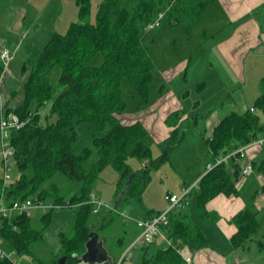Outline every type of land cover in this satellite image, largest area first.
Returning <instances> with one entry per match:
<instances>
[{"label":"trees","instance_id":"16d2710c","mask_svg":"<svg viewBox=\"0 0 264 264\" xmlns=\"http://www.w3.org/2000/svg\"><path fill=\"white\" fill-rule=\"evenodd\" d=\"M214 1L184 0L181 11L188 17L187 35L191 26ZM76 4L80 17L89 12L90 0H76ZM154 6V0H138L130 13L122 0H102L94 23H71L64 33H53L42 48L21 66L22 72L29 68L22 84L23 98L15 106L5 104L7 111L28 118L22 128L10 134L13 162L20 173L8 185H4L3 175L0 176V197L4 196L6 201L48 199L56 204L68 203L69 208H74L72 234L61 233L59 237L64 261H40L39 264H80L74 255L80 256L85 251L89 232L93 230L92 216L96 213L93 212V203L88 200L93 192L92 185L104 165L110 164L118 171L117 189L133 174L126 187L124 185L125 194L130 195L140 189L136 184V174L126 159L137 157L146 160V165L152 167L159 162L152 158L149 134L141 122L122 123L117 117L126 108L121 88L123 78L132 83L138 104H145L151 98L155 68L151 51L153 45L158 44L156 34L160 30L150 33L146 44H143L140 33L142 29H155L160 25L158 19L157 25L149 27ZM167 15L173 27L180 24V19L169 10ZM99 51L103 53L101 64L88 65L91 57ZM54 67L59 68L58 85L62 87L59 91L50 82V70ZM261 87L262 93L252 106L264 111V77ZM83 122L89 123L98 132L92 140L97 158L88 167L84 164L92 154V148L86 146L75 153L72 147L76 137L75 126ZM261 128L257 112L250 109L243 113L230 112L208 137L203 138L211 153L212 167H205L198 180L196 208L201 218H209L210 213L205 209L207 201L219 193L236 191L233 179L238 171L236 158H231L234 166L231 174L226 162L217 163L218 157L255 138ZM182 138L183 131L176 127L162 144L167 147L173 143V147ZM57 176L70 185L68 191L72 193L68 199L54 181ZM188 206L169 215L170 223L165 231L172 244L167 247H156L153 243L135 246L130 258L132 264H187L178 249L183 245L192 249L207 245L203 231L192 222L186 211ZM51 210L41 214L42 225L38 230L33 228L28 216L5 218L0 235L11 249L30 253L31 243L41 237L51 222ZM104 210L111 212L114 209ZM152 213L148 211L147 214ZM110 220V217L105 219L103 225ZM233 223L237 228L231 237L235 247L244 246L260 227L255 214L248 209L238 212L233 217ZM0 264L13 263L7 258H0Z\"/></svg>","mask_w":264,"mask_h":264},{"label":"rangeland","instance_id":"374dc122","mask_svg":"<svg viewBox=\"0 0 264 264\" xmlns=\"http://www.w3.org/2000/svg\"><path fill=\"white\" fill-rule=\"evenodd\" d=\"M137 1L138 0H122V4L132 13ZM101 2L102 0H90L89 12L85 16L80 17L78 15L76 0H0V54L3 50H7L9 53L7 59L2 60L0 56V65H3V69L11 68V73L4 77L7 82L0 86V89L10 91V96L8 97L9 103H11L12 106L19 104L23 98L22 84L29 71V68H27L25 72L21 71L23 62L26 61L27 58L34 56L49 40L53 33H64L71 23H94ZM183 3L184 0H154L155 6L151 16V22L158 21L159 19L160 25L155 29H142L140 33L143 44H146L150 39L149 34L160 30V35L158 36L160 41L158 43L160 52L157 55V65L159 68L155 67L153 69L151 98L145 104H138V97L135 94L132 83L126 77L123 78L121 88L126 101V108L122 113L117 114L120 122L128 123L139 118L143 119L144 111L153 103L156 96L159 94L158 89L162 86V75L160 73L162 63L177 60L182 57L184 53L182 38L187 35L185 28L189 24L187 14L183 15L181 11ZM168 10L172 15L180 19V24L178 26L176 25L173 27L168 21ZM215 12L216 10L214 9L213 14H215ZM200 25V23L194 24L193 29V35L195 37L193 44L196 53L195 57H197L194 58L195 60H193V62L199 60L197 64L201 61H203L201 64H204V62L214 59L215 55L208 50L203 53L201 57L197 54L200 53L199 50L205 49L209 43L208 41H210L209 39L206 42L203 39L201 31L202 25ZM172 41L173 44L176 45V48H174L173 45L171 47ZM210 43H212V39ZM206 49H208V47ZM102 60L103 53L99 51L91 57L87 64L99 65ZM248 66L250 68V62ZM50 71L49 77L51 84L57 91L61 90L62 87L58 85L59 68L54 67ZM207 73L208 75L206 78L211 77L209 85H213L215 80L214 71H209ZM191 76H189V78ZM200 82V80H195L194 85L196 86L200 84ZM194 85L190 84V82L184 84V88H187L191 94L188 98L183 97L185 99L183 105H186L187 101H190L192 96L196 97L197 94L201 96L200 92L196 93V87ZM166 89L167 87L164 88V91ZM205 95L210 96L211 91L209 90ZM5 96V92L4 94L3 92L0 94V98L3 102ZM211 105L212 103L208 101L203 104L202 109L199 108L198 111H205L208 109V106L211 107ZM263 115L264 111H260L259 116ZM176 121V116L171 114L168 123ZM187 122L184 123L182 120L177 124L179 130L183 131V138L178 142L179 144H175L173 147H171L173 143L164 147L166 144L162 143H164L165 140L155 144L148 133L150 138L148 143L151 146L152 158L159 161L157 165L153 167L146 165V160H140L137 157H128L126 159V163L136 174L135 180L138 189H140L139 192L135 191V194L133 193L130 195L125 194V183L120 189H117V181L119 179L118 171L110 164H106L101 168L98 177L92 185V193L101 202L108 204V208L114 209L111 212L100 209L98 213L92 216V231L97 234L98 239L102 241L103 247L111 254V261L104 264H132L130 258L133 257L132 253L135 247H131V244L140 231V228L135 225L132 218H141L147 215L148 211L151 209L155 210L164 207L166 205L164 200L165 192L167 190H172L173 187L179 183V177L186 175L187 171L191 173L194 170L197 151L200 157L203 156L205 148L200 142L201 136L206 133L204 131V126H202L203 119H198L200 123L198 130L192 123ZM75 135L76 137L72 145L75 153H79L80 150L86 146L92 148V154L84 164L85 167H88L95 162L97 158L96 149L93 147L92 140L94 136L98 135V132L92 125L83 122L75 126ZM196 147L198 148L197 150ZM164 155L166 156L163 157ZM239 160L242 161L243 159L240 158ZM201 168H203V164ZM227 169L230 172V166H228ZM19 173L18 168L12 161L11 174L14 181L18 178ZM2 175L3 167L0 162V176ZM145 177L148 178L146 179ZM59 178L58 176L54 177V181L58 183L59 191L68 199L72 193V191H68L70 185L68 182L60 180ZM191 195L190 203H192V205L189 207L190 210L195 206L193 204L195 192L192 191ZM48 203L49 200L46 199L44 204L48 205ZM43 210L47 212L50 211L49 209H44L36 205L32 208L29 216L33 228L37 230L40 229L42 225L40 216L44 212ZM51 212V222L44 229L41 237L31 243L30 253L17 252L11 249L4 241L3 237L0 236V247L9 254L10 259H14L15 264H39L40 261L49 262L52 260H59L63 257L62 250L59 246V237L61 233L68 236L72 234L74 208H52ZM121 213L123 215H121ZM109 217L111 220L103 225L105 219ZM168 226H166L165 230ZM153 244L156 247L164 246V242L160 238H156Z\"/></svg>","mask_w":264,"mask_h":264},{"label":"crops","instance_id":"0c3cea01","mask_svg":"<svg viewBox=\"0 0 264 264\" xmlns=\"http://www.w3.org/2000/svg\"><path fill=\"white\" fill-rule=\"evenodd\" d=\"M212 3L208 5L206 12L194 24L200 23L202 25V37L206 42L210 39L207 44L208 49H206L207 47L201 49L199 50L200 53L197 54L201 57L208 50L213 52L215 58L204 62V64H201L203 61L197 64L199 60L193 62L194 58H197L195 57L193 44L195 40L193 24L188 31V35L182 38L184 48L182 57L162 63L160 68L162 86L158 89L159 94L144 111L143 119L139 118L137 120L141 122L156 144L165 140L180 121L183 120L184 123L188 121L187 123H192L198 130L200 127L198 119H203L202 126H204L206 132L200 140L205 148L203 156L200 157L197 151L194 170L191 173L187 171L186 175L179 177V183L172 190L165 192V194L181 192L183 187L194 184L191 192H195L193 203L195 206L190 210L189 207L192 205L190 203L186 211L192 222L203 231L208 243L198 249L183 245L181 255L187 259L186 263L264 264L263 149L255 150L252 153L253 169L244 177H241L240 167L247 160V157L242 158V161L239 160L240 158L235 159L238 164L236 177H233L236 191L231 194L219 193L207 201L205 209L210 213L208 219L201 218L196 208L198 180L203 175L205 167L211 163V153L203 142V138L208 137L219 121L230 112L243 113L252 108V111L257 112L259 115L262 111L252 105L254 100L262 93L261 79L264 77V0H216ZM214 9L217 12L215 14H213ZM159 35L160 33L157 32L156 37L158 38ZM211 39L212 43H210ZM157 41L160 42L159 39ZM172 45L176 48L173 41L171 47ZM159 52V45H153L151 54L156 68H159L157 65ZM249 62L250 68L248 66ZM4 69L3 65H0V86L7 82L4 77L11 73V68H7L6 71ZM209 71H214L215 80L213 85H209L211 77L206 78ZM188 75L192 76L189 78ZM195 80H200V84L196 83L195 86ZM189 82L196 87V93L200 92L201 96L199 94L196 97L192 96L191 100L183 105L185 100L183 97L188 98L191 94L187 88H184V84ZM165 87L167 89L164 91ZM209 90L211 95H205ZM2 92L3 94L5 92L7 96H5L4 104L12 106L8 97L10 91L0 89V94ZM208 101L212 103L211 107L208 106L205 111H198ZM171 114L176 116L177 121L168 123ZM259 121L262 128L255 137L264 135V115L259 116ZM132 122L134 121L128 123ZM223 156L224 154L218 158L220 159ZM202 164L203 168H201ZM226 165L227 167L230 166L229 173L232 174L234 166H232L231 158L228 159ZM191 192L189 201L190 196L192 197ZM166 205L155 210L151 209L152 214H147L141 218L153 216L155 212L164 209ZM101 208L99 207L98 211ZM244 209H248L255 214L260 227L258 232L244 246L235 247L231 242V237L237 230L233 223V217ZM106 251L111 258L110 252L107 249Z\"/></svg>","mask_w":264,"mask_h":264},{"label":"built area","instance_id":"2783aa9c","mask_svg":"<svg viewBox=\"0 0 264 264\" xmlns=\"http://www.w3.org/2000/svg\"><path fill=\"white\" fill-rule=\"evenodd\" d=\"M157 23L158 21L156 20L150 23L149 27H153L154 25H157ZM8 54L9 53L7 52V50H3L0 54L2 60L7 59L9 56ZM5 70H7V68ZM27 121L28 118H22L16 113L7 111L4 102L0 98V157L3 167L2 179L4 185H8L13 182L11 174V163L13 161V146L10 142V134L12 131L22 128ZM259 149L264 150V135L261 137H255L249 142L238 146L234 150L228 152L226 155L218 159L217 163L220 161L227 162L228 159L232 157L236 159L247 157V160L240 167V174L242 177H244L248 175L253 169L251 161L252 153L255 150ZM211 167L212 164H208L206 166L207 169H210ZM193 186L194 184L190 186H185L179 193H166L164 195V200L168 202V206L165 210H162L149 218L135 220L136 225L141 229V231L134 238L131 247L140 246L143 244H151L156 238H160L163 240L164 247L171 245L172 240L168 237L167 232L165 231L166 226H168L170 223L169 215L172 211L185 208L189 205V194ZM36 205L49 210L56 207L53 202H49L48 205H45L44 201L40 199L37 200L35 198H25L22 200L6 201L4 196H1L0 228L2 227V221L5 218H10L14 215H23L29 217L32 208ZM43 211L47 212L46 210ZM121 215L123 214L121 213ZM178 251L181 253V248L178 249ZM0 258H7L15 264L14 259H10L9 254L5 252L1 247ZM185 261L187 262V259H185Z\"/></svg>","mask_w":264,"mask_h":264},{"label":"water","instance_id":"95a60500","mask_svg":"<svg viewBox=\"0 0 264 264\" xmlns=\"http://www.w3.org/2000/svg\"><path fill=\"white\" fill-rule=\"evenodd\" d=\"M132 174H130L126 185L129 183ZM76 260L80 264H94V263H105L111 261L110 256L102 245V242L98 239L97 234L94 231L89 232V238L85 243V251L80 256H75ZM61 262L64 261V257L60 258Z\"/></svg>","mask_w":264,"mask_h":264},{"label":"bare ground","instance_id":"6f19581e","mask_svg":"<svg viewBox=\"0 0 264 264\" xmlns=\"http://www.w3.org/2000/svg\"><path fill=\"white\" fill-rule=\"evenodd\" d=\"M152 23V22H151ZM158 24V23H157ZM155 26V25H154ZM89 202H91V203H93V205H94V208H93V212L94 213H96V212H98V209H99V207H105V208H108V204H105L104 202H101L93 193H91L90 194V198H89V200H88ZM166 201V200H165ZM166 203H167V205H166V207L164 208V209H162V210H165L166 208H167V206H168V202L166 201ZM55 204V208L57 209V208H68L69 207V204L68 203H65V204H56V203H54ZM162 210H160V211H162ZM159 211V212H160ZM157 214V213H156ZM155 215V214H154ZM151 217V216H150ZM146 218H149V217H146ZM137 219H144V218H134L133 219V222L136 224V222H135V220H137ZM138 227V226H137ZM140 231H141V229H140ZM140 231H139V233H140ZM102 242V241H101ZM103 245V244H102ZM106 250V249H105ZM85 264H88V263H85ZM95 264V263H94Z\"/></svg>","mask_w":264,"mask_h":264}]
</instances>
